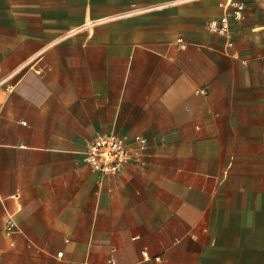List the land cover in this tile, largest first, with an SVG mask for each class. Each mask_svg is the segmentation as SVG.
<instances>
[{"label": "crops", "instance_id": "0c3cea01", "mask_svg": "<svg viewBox=\"0 0 264 264\" xmlns=\"http://www.w3.org/2000/svg\"><path fill=\"white\" fill-rule=\"evenodd\" d=\"M227 1L0 0V264H264V1ZM108 133L144 163L93 173Z\"/></svg>", "mask_w": 264, "mask_h": 264}, {"label": "built area", "instance_id": "2783aa9c", "mask_svg": "<svg viewBox=\"0 0 264 264\" xmlns=\"http://www.w3.org/2000/svg\"><path fill=\"white\" fill-rule=\"evenodd\" d=\"M220 8L222 16L211 20L207 29L213 34L230 37L232 25L244 20L246 5L237 0H228L220 4ZM180 43L183 45L184 42L180 40ZM228 45L233 46V43L230 41ZM148 148L149 139L144 135L101 134L89 143L83 161L93 173L108 177L119 174L130 163L142 165ZM8 224L11 229L15 228L12 220ZM143 257L148 260V253L143 252ZM155 261L159 262L160 259L156 258ZM111 263H114L113 260Z\"/></svg>", "mask_w": 264, "mask_h": 264}]
</instances>
